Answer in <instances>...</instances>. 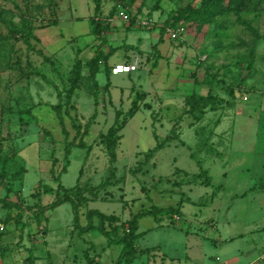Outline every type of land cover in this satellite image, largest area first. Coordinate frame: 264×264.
I'll list each match as a JSON object with an SVG mask.
<instances>
[{"label": "rangeland", "instance_id": "obj_1", "mask_svg": "<svg viewBox=\"0 0 264 264\" xmlns=\"http://www.w3.org/2000/svg\"><path fill=\"white\" fill-rule=\"evenodd\" d=\"M182 1L133 0L125 13L129 18L149 15L163 24ZM102 2L106 16L114 4L128 0ZM92 6L90 0H0V167L9 156L0 198L17 205L0 202V264H26L28 255L30 264H113L121 246L108 247L107 238L96 228L80 233L70 203L43 213L36 210L53 201L65 144L74 138L78 142L81 135L85 146L71 148L60 182L65 187H93L105 180L109 184L101 186L96 196L86 193L88 202L78 208L80 226L89 222L86 212L90 209L117 216L119 223L143 207L173 206L181 199L178 219L166 214L138 219L137 231L144 233L136 244L152 249L130 264H246L255 257L241 256L248 244L264 248V189H259L264 187V11L220 17L200 31L194 25L179 26L183 41L163 35L165 39L156 45L160 57L154 68L146 58L153 54L151 46L159 39V28L136 24L127 31L123 20L110 19L106 36L111 44L104 48H119L107 63L127 52L125 59L138 58L139 69L110 74L104 88L107 79L101 68L96 89L83 67L79 87L60 123L49 106L65 102L66 74L74 59L88 60L98 44L87 19ZM32 17L39 42L32 39L31 43L49 57L56 72L23 39L13 37L11 22L20 27L22 18ZM52 18L58 19L57 25L41 27ZM129 44L141 51L127 49ZM18 67L25 72L20 78ZM36 70L40 75L29 73ZM205 70L218 74L212 87L232 102L194 119L183 114V99L192 90L206 93L207 87L196 83L210 80ZM226 85L234 88L233 97ZM136 91L144 97L120 131L116 160L110 164L100 135L112 124L116 111L125 112L131 106ZM172 127L178 138L136 171L143 160L140 153L156 144L153 134L166 138ZM199 168L207 170L213 186H205L203 176L193 180ZM43 184L51 186L52 192L41 193ZM252 185L260 186L249 190ZM217 189L219 210L210 201ZM244 191L245 198H237ZM210 217L219 220L221 234H230L232 241L212 244L215 231L206 221ZM225 218L228 225H223ZM91 223L96 227L98 219L92 218Z\"/></svg>", "mask_w": 264, "mask_h": 264}, {"label": "trees", "instance_id": "obj_2", "mask_svg": "<svg viewBox=\"0 0 264 264\" xmlns=\"http://www.w3.org/2000/svg\"><path fill=\"white\" fill-rule=\"evenodd\" d=\"M92 2V14L87 17L88 21L90 22L91 29L90 34L93 38L98 40V44L94 50V54L88 60L82 62L80 59L75 58L70 69L66 74V82L68 84L67 87L64 88L65 94V102H61L59 100L58 103L50 105L51 111L56 114L58 121L62 123L63 118L62 114L67 113L68 108L70 107V98L74 91L79 87L80 81L83 76L82 69L85 67L88 70V75L92 80L94 88H98V81L96 80V75L103 68L105 72V76L107 82L104 85L106 88L109 85V75L111 74V66L107 64L108 57L119 48V46L113 47L110 46L108 51L105 52L103 50L104 45L107 44V39L105 37V33L108 31L110 26V19L114 14H117L119 9H123L124 11L127 7L131 6L133 0H128L127 4H114L108 14L104 16V12L102 11V0H90ZM114 1V0H110ZM264 11V0H183L180 5H178L174 11H172L171 15L163 22L160 26H155L159 28L160 36L158 41L151 46L153 50V54L146 58V61L150 59L152 68L156 67L158 58L160 54L157 52L156 45H158L162 41L163 35H165V28L166 27H173L179 28V26L184 25H194L195 28L200 31L201 28L205 25L214 24L218 18L220 17H227L229 15H235L239 18L243 14H254L259 15ZM126 12V11H125ZM118 16V15H117ZM149 16V15H148ZM138 15H133L129 18L128 21H123L127 26L130 28L131 26L136 25V18ZM151 17V16H149ZM34 17L32 18H22L21 26H17L14 22H11L12 26V33H14L13 37L18 39H23L24 43L29 49H34V44L31 43V40H35L39 42V38L34 33L36 29V25L34 24ZM244 20H241L243 23ZM58 24L57 18L48 19L41 27H49ZM154 27V28H155ZM153 29V28H152ZM182 34V32H181ZM1 38V37H0ZM171 39V38H170ZM178 41H183V39H176ZM137 48V47H132ZM39 55L43 57L44 60L49 61L52 64V69L56 72L57 70L53 66V62L46 56L41 49L35 50ZM125 61H131L126 59ZM16 63L18 66L21 67L20 58L19 56L16 57ZM200 63V61H199ZM29 65V62H28ZM18 67V68H19ZM139 68V66H138ZM31 69V68H30ZM137 70V69H136ZM135 70V71H136ZM133 72V71H132ZM24 70L19 68V75L18 77H22L24 75ZM35 75H40V72L33 71L29 72ZM131 73V72H130ZM129 74V73H127ZM205 75H209L211 78L210 80H202L200 83L201 86H206L207 91L205 94L197 93L195 90H192L190 93L186 94L183 102L185 105V110L183 114L189 115L194 119H201L207 110L216 111L223 105H230L232 101L225 99L221 94L216 92L212 84L218 78L217 73H209L208 70H205ZM53 86H55L53 84ZM57 98L61 99V93L57 87ZM226 90L228 95L231 97L234 96V88L231 85H226ZM96 91L93 92V98H96ZM135 98L131 101V106L124 112V111H116L115 116L113 119L112 124L107 128L104 134L100 135L101 142L103 143L107 155H108V162L113 164L116 160V147L120 142L121 138V130L126 125L127 120L131 118L135 112L138 110L139 101L143 99L144 93H140L139 91L134 92ZM145 107L149 108V105L146 104ZM30 110H26L29 112ZM180 118V117H179ZM179 118L177 121H179ZM179 123V122H178ZM176 124V126L178 125ZM175 127V125H174ZM174 127L170 130V135L166 138L159 139L156 134H153L156 139V144L148 149L144 153H140L143 156V160L139 163V165L135 168L136 171H141L140 166L141 164H145L149 161V159L153 158L155 152L159 149L163 148L164 146L168 145L169 141L175 140L178 138L177 132H175ZM78 129V127H77ZM45 135H47L50 139V133L47 130H44ZM81 135V134H79ZM76 139V138H74ZM67 141L65 144L64 149V159L65 162L60 168V172L56 179L58 180L57 187L55 190L54 199L51 203L36 208L38 213H43L47 210L54 209L55 207L59 206L64 202L70 203L72 210L74 212V226L78 228L80 233L89 231L92 228H96L104 237L107 238L106 245L109 247L111 244H118L121 246L119 253L117 254L116 258L114 259L113 264H130L132 261L143 253H147L152 248H145L141 249L136 244L137 238L142 235L141 233L137 232L138 229V219L145 216V215H153L158 216L160 214H166L171 218H175L177 213H179L181 200L176 202L175 205H170L167 207L156 206L151 204L147 207L141 208L139 211L131 214V217L128 220L123 222H119L117 216L114 215H107L98 210L90 209L86 212V217L88 218L89 222L85 226H80L77 221L78 217V208L81 205H84L88 202V196L86 193L92 194L96 196L97 190L101 186H105L109 184L108 180H105L102 184L97 186H88L87 184L83 187L75 184L70 187H65L60 182V175L66 171V168L69 164V154L72 147H81L83 148L84 142L82 139V135L79 138L78 142L75 140ZM181 144L184 145L183 141H180ZM193 156V155H191ZM7 157L5 156L1 161L0 167V181L4 177V168L7 163ZM1 158V157H0ZM112 173V172H111ZM185 173V172H183ZM113 175V174H111ZM203 176L202 182L205 186L210 185V177L208 176L207 170L203 168H199L198 174H193V180L199 179ZM179 184V183H177ZM42 190L41 193H51L52 188L47 184H43L41 186ZM0 202L3 206H17L16 204L6 200L5 198H0ZM96 217L98 219V225L94 227L91 223L92 218ZM176 219V218H175ZM118 223V224H117ZM32 256L28 255L26 259V264H30L32 262ZM34 261V260H33ZM96 264V263H95Z\"/></svg>", "mask_w": 264, "mask_h": 264}, {"label": "crops", "instance_id": "obj_3", "mask_svg": "<svg viewBox=\"0 0 264 264\" xmlns=\"http://www.w3.org/2000/svg\"><path fill=\"white\" fill-rule=\"evenodd\" d=\"M113 18H119L118 16H117V14H116V16H114V17H111V20L113 19ZM119 19H121V18H119ZM122 20V19H121ZM127 25L125 24V27H126ZM136 27V25H134V26H131L130 28H125L127 31L128 30H130L131 28H135ZM109 31H107L106 33H105V37H106V39H107V36H106V34L108 33ZM163 39H165V37H162V40ZM111 44V42H109L108 40H107V44L106 45H110ZM125 45H127V44H125ZM130 46H128L127 47V49L128 48H132V47H135L134 45H131V44H129ZM105 46V45H104ZM113 47H116V46H113ZM108 47H106V48H104L103 47V50L105 51V52H107L108 51ZM134 49V48H133ZM138 50H140L141 51V49H139V48H137ZM117 50V49H116ZM172 52V51H171ZM169 54H171V53H169ZM128 56V53L127 52H124L123 53V56H122V59H120V60H117V61H113L112 63H107L109 66H112L113 64H115V63H117V62H122V61H125L126 59H125V57H127ZM159 60V59H158ZM107 61H108V59H107ZM145 68V67H144ZM139 69V68H138ZM137 69V70H138ZM215 127V126H214ZM213 131H214V133L215 134H217L216 132H215V130L213 129ZM219 151V150H218ZM261 178V177H260ZM262 178H264V176L262 177ZM209 186H213L212 185V180H211V178H210V185ZM209 186H207V187H209ZM258 186H260V185H258ZM258 186H257V188L256 187H254L253 185L249 188V190H254V189H258ZM219 188H220V186H219ZM260 189V191L261 190H263L264 189V187H260L259 188ZM219 191V189H217V191H216V193H212V196L210 197V201H211V205H212V207L213 208H215V209H220L221 208V204L220 203H218L217 201H218V199H219V195H220V191ZM247 193V191H244L243 193H241V194H239V195H236L237 196V198H239V199H243V198H245V197H243L245 194ZM256 199H258L257 197H255L254 196V198H253V200L252 201H256ZM181 200V199H180ZM261 201V200H260ZM182 205H183V201L181 200V205H180V210H181V207H182ZM180 210H179V212H180ZM207 221V223H208V225L212 228V229H214V231H215V234H214V238H212V244L213 245H218V246H221L223 243H226V242H230V241H232L231 239L233 238L230 234H221V231H220V229H219V225H220V223H219V220H217V219H213V217H210L209 219H207L206 220ZM222 224V223H221ZM229 224V220L227 219V218H225V221H224V223H223V225H228ZM138 232V231H137ZM138 233H141V234H143L144 232H138ZM241 235V234H240ZM211 240V239H210ZM142 249V248H141ZM145 249V248H144ZM249 254H252V255H254L255 257H252V259L251 260H249L246 264H264V248H262V249H260V250H258V247L252 242V243H250V244H248L247 245V247H245L244 249H243V251H241V256L242 255H245V256H249ZM238 256V255H237ZM133 262V261H132ZM226 263H222V264H227V261H225ZM151 263H153V262H151V261H149V263L148 264H151ZM154 264V263H153ZM229 264V263H228Z\"/></svg>", "mask_w": 264, "mask_h": 264}, {"label": "built area", "instance_id": "obj_4", "mask_svg": "<svg viewBox=\"0 0 264 264\" xmlns=\"http://www.w3.org/2000/svg\"><path fill=\"white\" fill-rule=\"evenodd\" d=\"M117 15L125 22L129 20V16L125 13L123 9H119ZM135 21L140 28H144V29H152L155 26L162 25L149 16L137 17ZM165 35H167L169 38L173 40L182 39L181 30L178 27L177 28H173L169 26L166 27ZM138 63H139L138 58H135L134 60L131 61L117 62L111 66V74L118 75V74L130 73L132 71H135L136 69H138ZM175 218L178 219L179 217L175 216ZM1 228L2 225H0V229Z\"/></svg>", "mask_w": 264, "mask_h": 264}]
</instances>
